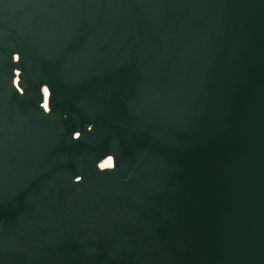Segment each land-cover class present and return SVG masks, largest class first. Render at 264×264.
I'll list each match as a JSON object with an SVG mask.
<instances>
[{"label": "water", "instance_id": "obj_1", "mask_svg": "<svg viewBox=\"0 0 264 264\" xmlns=\"http://www.w3.org/2000/svg\"><path fill=\"white\" fill-rule=\"evenodd\" d=\"M0 264H264V0H0Z\"/></svg>", "mask_w": 264, "mask_h": 264}]
</instances>
